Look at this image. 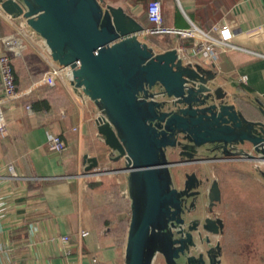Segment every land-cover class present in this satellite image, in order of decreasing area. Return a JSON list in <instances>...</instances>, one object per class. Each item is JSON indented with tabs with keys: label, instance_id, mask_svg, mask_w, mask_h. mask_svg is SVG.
I'll list each match as a JSON object with an SVG mask.
<instances>
[{
	"label": "water",
	"instance_id": "obj_1",
	"mask_svg": "<svg viewBox=\"0 0 264 264\" xmlns=\"http://www.w3.org/2000/svg\"><path fill=\"white\" fill-rule=\"evenodd\" d=\"M0 10L25 21L51 61L70 67L64 81L76 98L98 110L110 164L101 168L97 157L83 154L78 176L124 173V264H155L158 256L164 264H220L221 243L211 241L224 231L214 211L219 180L201 166L177 175V185L173 168L248 161L264 182L262 102L252 98L262 118L248 119L218 83L214 64L186 58L178 46L155 50L150 29L121 5L0 0Z\"/></svg>",
	"mask_w": 264,
	"mask_h": 264
},
{
	"label": "crops",
	"instance_id": "obj_2",
	"mask_svg": "<svg viewBox=\"0 0 264 264\" xmlns=\"http://www.w3.org/2000/svg\"><path fill=\"white\" fill-rule=\"evenodd\" d=\"M105 1L123 6L142 23L127 6L143 0L128 5ZM175 1L170 5L161 0L164 25L189 29L193 23L199 27L190 18L198 2ZM208 1V6H202L200 21L213 36L219 32L212 27L225 22L242 31L234 40L240 48L219 53L214 61H207L190 55L195 42L192 36L176 34L175 43L164 49L158 48L154 41L152 44L157 51L183 46L186 58L207 67L214 64L218 83L234 93L237 108L248 119H260L252 98L259 99L264 106V0ZM167 3L169 8L165 6ZM16 23L0 10V38L13 32ZM252 27L259 28L247 33ZM28 41L29 49L13 58V68L17 88L24 90L31 86V92L2 103L7 134L0 136V264H124L130 219V202L122 195L124 173L78 176L83 154L97 157L101 168L110 164L109 149L97 133L98 110L93 104L80 102L63 80H57L52 87L39 82L52 62L41 48L40 39L33 36ZM3 52L5 48L0 41V54ZM34 102L38 105H32ZM26 103L31 104L32 114L26 111ZM49 132L66 141L67 149L62 154L49 150ZM9 164L13 165L14 174L9 172ZM240 164L216 161L192 165L206 167L210 177L219 180L221 202L217 212L224 222V233L212 235L211 239L221 243L220 264L242 260L243 240L251 241L253 234V229L248 230L253 228V196L237 195L233 184L239 179H222L217 173V170L224 171V175L246 173ZM93 181L97 184L87 185ZM120 184L122 189L118 193ZM81 230L88 234L81 236ZM62 235L69 236L67 244L60 239Z\"/></svg>",
	"mask_w": 264,
	"mask_h": 264
},
{
	"label": "built area",
	"instance_id": "obj_3",
	"mask_svg": "<svg viewBox=\"0 0 264 264\" xmlns=\"http://www.w3.org/2000/svg\"><path fill=\"white\" fill-rule=\"evenodd\" d=\"M146 15L148 22L152 24V27H149L150 32L152 33H175L181 37L192 36L195 42L190 48V55L193 57L200 56L203 60L214 61L219 53L240 48L234 40L237 35L243 32L232 28L228 22L223 23L219 27H212V29L219 32L218 36H213L209 31H204L201 28L194 26L189 29L165 26L163 24L161 0H151L146 7ZM6 17L8 20L13 21L10 17ZM256 28L259 27L249 28L247 33L252 34L256 31ZM196 29L199 30V33L195 31ZM29 38H33V35L27 29V25L24 20H20L16 23L13 32L0 38V41L5 48V52L0 54V85L2 89V94L0 95L1 137L7 134V124L4 119L2 103L9 100L19 99L31 92V86L24 90H19L17 88L13 71V58L23 55V53L29 49ZM178 48L179 51L185 53L183 46H178ZM69 72V66L59 68L56 63L52 62L51 67L43 73L39 82L52 87L56 84L57 80L64 81V75ZM24 107L29 114L34 112L30 103H26ZM47 145L49 150L56 154H62L67 149L66 141L59 134L52 132L47 134ZM8 170L11 174H14V167L12 164L8 165ZM87 234L88 231L86 230L80 231L81 236H86ZM60 239L65 244L69 242L68 235H62L60 236Z\"/></svg>",
	"mask_w": 264,
	"mask_h": 264
},
{
	"label": "rangeland",
	"instance_id": "obj_4",
	"mask_svg": "<svg viewBox=\"0 0 264 264\" xmlns=\"http://www.w3.org/2000/svg\"><path fill=\"white\" fill-rule=\"evenodd\" d=\"M113 1L123 2L125 5H128L127 4L128 0H113ZM150 1L151 0H143L140 3H137L138 6L135 4H132V5H128L127 7L128 8L130 7L129 9L135 15H137V17L142 21V23L152 27V25L147 21V18H146V7ZM165 2L170 3V5L171 4L173 5L175 4L176 1L175 0H172V1L165 0ZM168 3L167 5H165L167 8H169ZM163 24H165V21L163 22ZM200 28L204 31H208L209 29V27L205 26V24L202 25V27ZM175 35H176L175 33H152L151 35H149L148 39H149V42L151 43L154 41L158 48L164 49L175 43L174 42V39L176 37ZM48 68L49 66L46 67V69ZM170 156L174 158L175 155H173V153H170ZM240 165L243 166L242 168H245L243 171L246 173L244 174L239 173V175L238 174L234 175L233 173L229 174L227 172L224 175V171L217 170L218 171L217 173H219L222 179L224 177L227 179H231V180L232 178L239 179L238 183L233 184L234 192L237 195L253 196V228H250L249 226L246 227V228L249 227L248 230L253 229V234L252 236H250L251 241H248L247 239L243 240L242 246L245 247V250L247 249V252L245 253V250H244V253H243L244 256L242 257V260L241 259L233 260V263L235 264H239V263L241 264H264V182L257 175L256 170H255L256 165L254 162L253 163L248 162V161L242 162V164ZM240 165H239V168H240ZM194 169L197 170V166H192V164H190V165H184L181 167H175L174 172L177 171L176 174L180 176L181 173H183L184 171H191ZM177 175H176L175 181L177 185H180L181 183ZM241 180H244V181L242 182ZM240 181H241V184H240ZM121 184L123 185V182ZM121 184L119 185L120 187L117 188L118 193L119 191L121 192V189H122ZM217 206L218 204L216 205L214 211L218 214ZM115 207L117 208L116 205ZM216 240L211 239L212 242H215ZM155 264H164V261L161 256L157 257Z\"/></svg>",
	"mask_w": 264,
	"mask_h": 264
},
{
	"label": "trees",
	"instance_id": "obj_5",
	"mask_svg": "<svg viewBox=\"0 0 264 264\" xmlns=\"http://www.w3.org/2000/svg\"><path fill=\"white\" fill-rule=\"evenodd\" d=\"M140 1H142V0H128V4L130 3V4H132V3H136V2H140ZM197 2H198V4H197V8H196V10H195V12L192 14V15H190V18L199 26V27H202V25H204L203 23V21H200V19L198 18V17H202V13H203V11H202V6H208V3H209V1L208 0H196ZM211 1V0H210ZM210 6H212V5H210ZM146 18H147V15H146ZM183 28H185V27H183ZM186 28H189V27H186ZM192 40H193V38H192ZM194 41V40H193ZM13 71H14V68H13ZM32 105H34V106H36V105H38L36 102H34Z\"/></svg>",
	"mask_w": 264,
	"mask_h": 264
},
{
	"label": "flooded vegetation",
	"instance_id": "obj_6",
	"mask_svg": "<svg viewBox=\"0 0 264 264\" xmlns=\"http://www.w3.org/2000/svg\"><path fill=\"white\" fill-rule=\"evenodd\" d=\"M173 169H175V167H174ZM174 174H175V176L177 175L176 172H174ZM223 223H224V222H223ZM223 233H224V231H223Z\"/></svg>",
	"mask_w": 264,
	"mask_h": 264
},
{
	"label": "bare ground",
	"instance_id": "obj_7",
	"mask_svg": "<svg viewBox=\"0 0 264 264\" xmlns=\"http://www.w3.org/2000/svg\"><path fill=\"white\" fill-rule=\"evenodd\" d=\"M195 31L199 33V30L196 29Z\"/></svg>",
	"mask_w": 264,
	"mask_h": 264
}]
</instances>
